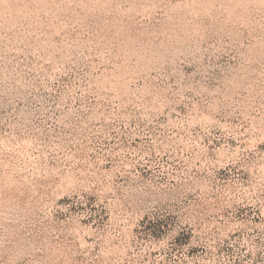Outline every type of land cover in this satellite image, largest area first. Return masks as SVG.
<instances>
[{
  "label": "rangeland",
  "instance_id": "obj_1",
  "mask_svg": "<svg viewBox=\"0 0 264 264\" xmlns=\"http://www.w3.org/2000/svg\"><path fill=\"white\" fill-rule=\"evenodd\" d=\"M0 264H264V0H0Z\"/></svg>",
  "mask_w": 264,
  "mask_h": 264
}]
</instances>
